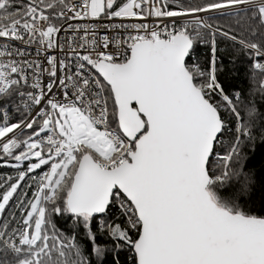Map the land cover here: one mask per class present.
<instances>
[{
  "label": "snow or ice",
  "instance_id": "6c2138e0",
  "mask_svg": "<svg viewBox=\"0 0 264 264\" xmlns=\"http://www.w3.org/2000/svg\"><path fill=\"white\" fill-rule=\"evenodd\" d=\"M0 264H264V0H0Z\"/></svg>",
  "mask_w": 264,
  "mask_h": 264
},
{
  "label": "trees",
  "instance_id": "16d2710c",
  "mask_svg": "<svg viewBox=\"0 0 264 264\" xmlns=\"http://www.w3.org/2000/svg\"><path fill=\"white\" fill-rule=\"evenodd\" d=\"M236 69H237V75L238 76H243V73H244V64L243 62H238L237 65H236ZM240 83H243V81H240Z\"/></svg>",
  "mask_w": 264,
  "mask_h": 264
}]
</instances>
